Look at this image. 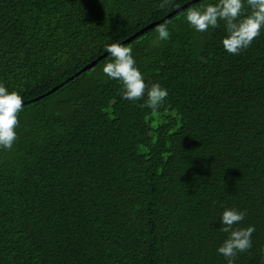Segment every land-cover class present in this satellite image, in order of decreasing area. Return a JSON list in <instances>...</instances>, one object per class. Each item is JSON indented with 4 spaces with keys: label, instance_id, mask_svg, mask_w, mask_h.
<instances>
[{
    "label": "trees",
    "instance_id": "1",
    "mask_svg": "<svg viewBox=\"0 0 264 264\" xmlns=\"http://www.w3.org/2000/svg\"><path fill=\"white\" fill-rule=\"evenodd\" d=\"M208 2L0 0V83L23 101L0 148V264H226L225 207L255 228L234 264H264V29L228 54L223 21L184 20ZM112 42L167 88L156 112L102 73Z\"/></svg>",
    "mask_w": 264,
    "mask_h": 264
},
{
    "label": "clouds",
    "instance_id": "2",
    "mask_svg": "<svg viewBox=\"0 0 264 264\" xmlns=\"http://www.w3.org/2000/svg\"><path fill=\"white\" fill-rule=\"evenodd\" d=\"M245 3L249 10L247 13L244 12ZM184 20L197 32L214 29L223 21L225 35L220 43L228 54L237 55L264 29V0H209L200 7L190 8ZM156 34L160 41L168 40L170 35L166 25L158 27ZM106 47L111 59L103 64L102 73L119 82L124 99L136 101L144 98L143 106L156 112L168 96L167 88L158 82L150 85L146 83L131 48L119 42H112ZM22 102L18 92L9 91L0 83V148H11L16 139L17 114ZM245 215L244 209L236 207H225L219 214V230L227 236L216 248V252L224 257L226 264H234L237 253L252 246L254 226H239ZM261 251L264 252V247Z\"/></svg>",
    "mask_w": 264,
    "mask_h": 264
},
{
    "label": "water",
    "instance_id": "3",
    "mask_svg": "<svg viewBox=\"0 0 264 264\" xmlns=\"http://www.w3.org/2000/svg\"><path fill=\"white\" fill-rule=\"evenodd\" d=\"M150 26H152V25H150ZM107 54H108V52L105 53V54H103L101 57H99V59L102 58V57H105ZM95 64H96V62H92V63L88 64L87 66L83 67L81 71H87V70H90V69L93 68V66H94ZM54 89H55V88H54ZM54 89H52V90L49 91L48 93L52 92Z\"/></svg>",
    "mask_w": 264,
    "mask_h": 264
}]
</instances>
